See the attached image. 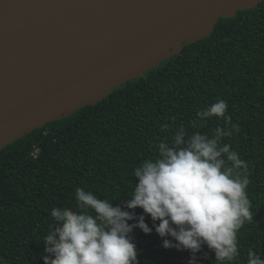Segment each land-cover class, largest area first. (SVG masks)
<instances>
[{
    "label": "trees",
    "instance_id": "trees-1",
    "mask_svg": "<svg viewBox=\"0 0 264 264\" xmlns=\"http://www.w3.org/2000/svg\"><path fill=\"white\" fill-rule=\"evenodd\" d=\"M223 99L240 132L225 143L248 163V198L253 221L239 233L246 264L252 248L264 259V0L255 8L221 19L211 36L186 45L147 77L135 79L94 106L37 129L0 151V259L5 264H44L42 242L53 207L75 209L77 187L124 205L143 159L154 158L155 145L183 125L211 134L223 120L205 127L191 122L205 106ZM167 125V129L164 126ZM34 146L37 158L30 157ZM135 215H144L135 209ZM145 223L152 228L150 216ZM158 223V222H157ZM139 264H188V251L163 248L155 232L132 233ZM206 256V258H205ZM196 264H216L204 246Z\"/></svg>",
    "mask_w": 264,
    "mask_h": 264
},
{
    "label": "water",
    "instance_id": "water-1",
    "mask_svg": "<svg viewBox=\"0 0 264 264\" xmlns=\"http://www.w3.org/2000/svg\"><path fill=\"white\" fill-rule=\"evenodd\" d=\"M263 0H0V151L146 78Z\"/></svg>",
    "mask_w": 264,
    "mask_h": 264
},
{
    "label": "clouds",
    "instance_id": "clouds-1",
    "mask_svg": "<svg viewBox=\"0 0 264 264\" xmlns=\"http://www.w3.org/2000/svg\"><path fill=\"white\" fill-rule=\"evenodd\" d=\"M227 110V102L218 99L196 113L193 129L212 118L223 120L211 134L189 133L181 125L170 139H161L155 157L135 166L132 175L138 182L124 205L113 206L77 187L75 209L53 207L42 240L44 264H139L132 233L139 229L148 235L153 228L163 248L190 252L188 264H196L204 246L214 252L216 264H233L240 256V230L253 221V206L248 163L224 142L240 132ZM34 149L29 155L37 158L40 149ZM137 208L144 215H135ZM145 216H150L152 228ZM246 264H264V259L249 248Z\"/></svg>",
    "mask_w": 264,
    "mask_h": 264
}]
</instances>
